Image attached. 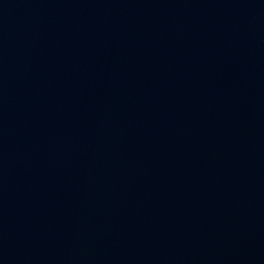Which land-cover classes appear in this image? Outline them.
<instances>
[{"label": "water", "instance_id": "95a60500", "mask_svg": "<svg viewBox=\"0 0 264 264\" xmlns=\"http://www.w3.org/2000/svg\"><path fill=\"white\" fill-rule=\"evenodd\" d=\"M0 264H264V0H0Z\"/></svg>", "mask_w": 264, "mask_h": 264}]
</instances>
